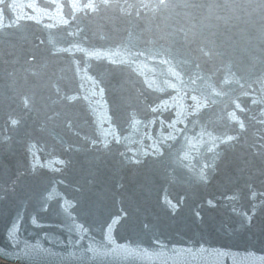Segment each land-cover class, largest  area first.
Returning <instances> with one entry per match:
<instances>
[{
  "label": "water",
  "instance_id": "obj_1",
  "mask_svg": "<svg viewBox=\"0 0 264 264\" xmlns=\"http://www.w3.org/2000/svg\"><path fill=\"white\" fill-rule=\"evenodd\" d=\"M0 262L264 264V0H0Z\"/></svg>",
  "mask_w": 264,
  "mask_h": 264
},
{
  "label": "snow or ice",
  "instance_id": "obj_2",
  "mask_svg": "<svg viewBox=\"0 0 264 264\" xmlns=\"http://www.w3.org/2000/svg\"><path fill=\"white\" fill-rule=\"evenodd\" d=\"M10 236H14V230H13V232L10 233Z\"/></svg>",
  "mask_w": 264,
  "mask_h": 264
},
{
  "label": "rangeland",
  "instance_id": "obj_3",
  "mask_svg": "<svg viewBox=\"0 0 264 264\" xmlns=\"http://www.w3.org/2000/svg\"><path fill=\"white\" fill-rule=\"evenodd\" d=\"M0 264H3V263L0 262Z\"/></svg>",
  "mask_w": 264,
  "mask_h": 264
}]
</instances>
